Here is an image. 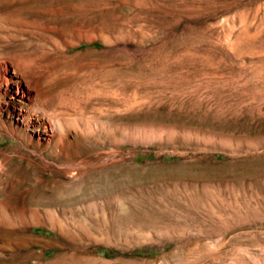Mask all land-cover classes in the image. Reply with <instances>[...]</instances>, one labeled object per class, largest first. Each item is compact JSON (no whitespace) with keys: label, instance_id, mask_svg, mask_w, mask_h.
<instances>
[{"label":"rangeland","instance_id":"1","mask_svg":"<svg viewBox=\"0 0 264 264\" xmlns=\"http://www.w3.org/2000/svg\"><path fill=\"white\" fill-rule=\"evenodd\" d=\"M2 61L0 264H264V0H0Z\"/></svg>","mask_w":264,"mask_h":264},{"label":"bare ground","instance_id":"2","mask_svg":"<svg viewBox=\"0 0 264 264\" xmlns=\"http://www.w3.org/2000/svg\"><path fill=\"white\" fill-rule=\"evenodd\" d=\"M12 66V65H11ZM17 72V71H16ZM15 71H9V64L7 62H0V84L5 86V90H3L6 94L9 93L14 101L20 100L26 102L25 104L30 105L32 107V111L35 113V117H28L25 112L21 113L20 111L16 114V119L23 125H40L45 123L50 131V137L53 132L56 130L57 122L50 118L46 120V122L40 121L37 116L39 115V108L35 105L34 101L36 100L38 95L32 94V87L29 89L27 84L19 79L17 73ZM10 84V86H8ZM35 87V86H34ZM37 87V86H36ZM34 92V89H33ZM35 93V92H34ZM39 94V92H38ZM38 99V98H37ZM23 104V103H22ZM50 114V113H49ZM9 115V113H8Z\"/></svg>","mask_w":264,"mask_h":264},{"label":"trees","instance_id":"3","mask_svg":"<svg viewBox=\"0 0 264 264\" xmlns=\"http://www.w3.org/2000/svg\"><path fill=\"white\" fill-rule=\"evenodd\" d=\"M135 252V251H134Z\"/></svg>","mask_w":264,"mask_h":264}]
</instances>
